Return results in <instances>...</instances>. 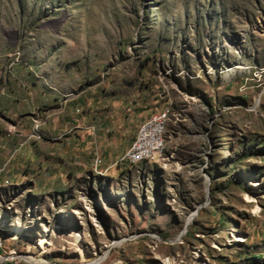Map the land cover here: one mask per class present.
Returning <instances> with one entry per match:
<instances>
[{
    "label": "rangeland",
    "instance_id": "obj_1",
    "mask_svg": "<svg viewBox=\"0 0 264 264\" xmlns=\"http://www.w3.org/2000/svg\"><path fill=\"white\" fill-rule=\"evenodd\" d=\"M32 83L52 97L5 123L36 157L0 189V264H264V0H0V97ZM159 112L162 160L127 164Z\"/></svg>",
    "mask_w": 264,
    "mask_h": 264
},
{
    "label": "crops",
    "instance_id": "obj_2",
    "mask_svg": "<svg viewBox=\"0 0 264 264\" xmlns=\"http://www.w3.org/2000/svg\"><path fill=\"white\" fill-rule=\"evenodd\" d=\"M25 80L29 81L28 78ZM39 86L40 85L38 83H32L29 86V101H20L19 99H14V97H0V189L5 188L6 186L17 185V183H14V181H19L20 177H25L22 175L19 176L18 173L13 169L14 162L15 166H18L19 164L28 165L29 162H32L33 158L36 157L35 154H32L26 159V163L19 162L18 160L11 161L13 159V155L18 153L20 148H22L25 144H27L28 148L30 147L29 145H34V143H29L26 140L21 141L19 140L18 135H11V133H9L10 131L6 130L5 123L17 121L22 133H25V130H28L30 132L32 131V123L36 121V119H34V116H37L39 119L42 120L44 118H47L48 115H46V112L45 110H43V108L49 107L48 99L52 97V95L47 91L45 92L43 90V87ZM53 100L56 101L55 98ZM61 118L62 117L58 115L52 118V123L51 120L47 122H42L40 130L48 135L65 133L67 130V126L61 124ZM72 120V127L75 130H78L77 132L85 133L87 135L90 134L92 131H95L96 129L102 130L106 128V131L109 130V127H107L109 123L108 121H102L100 123L97 116H89L86 114V112L81 111L80 115H76L74 118H72ZM142 123L140 122V125ZM75 146H79V141L75 140ZM46 175L49 178L52 174L50 175L49 173H47ZM44 176L45 175L43 174L39 175L38 178L33 177L35 180L38 181V187L39 182L43 180ZM35 187L36 186L33 185V190L35 189ZM58 191L61 192V188H59Z\"/></svg>",
    "mask_w": 264,
    "mask_h": 264
},
{
    "label": "built area",
    "instance_id": "obj_3",
    "mask_svg": "<svg viewBox=\"0 0 264 264\" xmlns=\"http://www.w3.org/2000/svg\"><path fill=\"white\" fill-rule=\"evenodd\" d=\"M162 112L152 114L141 124L140 134H137L126 151V163L131 164L139 155L160 156V138L158 136L159 121Z\"/></svg>",
    "mask_w": 264,
    "mask_h": 264
},
{
    "label": "bare ground",
    "instance_id": "obj_4",
    "mask_svg": "<svg viewBox=\"0 0 264 264\" xmlns=\"http://www.w3.org/2000/svg\"><path fill=\"white\" fill-rule=\"evenodd\" d=\"M243 70H245V69H243L241 66H237V67H234L232 69H228L227 72H230V74H232V73H236V72L238 73V72L243 71ZM167 121H168V113L167 112H164V113H162V117H161V119L159 121V127H158V136L160 138V151H161L160 156H153L152 157V160H151V159H149V156L148 155H139L135 160H133V162L131 163V165L136 166V165H140V164L146 163V162H156V161H160V159L163 157V154H164V151H165V148H166L165 131H166ZM140 131H141V126L139 127V129L137 131V134H140ZM124 160L126 161V156H125V159ZM256 212H257V209L254 211V213H256ZM194 215L195 214H192L190 216V219L192 217H194ZM239 239L241 240V237H239ZM113 245H114V247L115 246H118L119 247V245H121V241L120 242H115ZM164 264H173V263L170 262L169 260H165Z\"/></svg>",
    "mask_w": 264,
    "mask_h": 264
}]
</instances>
